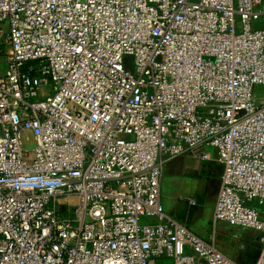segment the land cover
<instances>
[{"label": "built area", "instance_id": "2783aa9c", "mask_svg": "<svg viewBox=\"0 0 264 264\" xmlns=\"http://www.w3.org/2000/svg\"><path fill=\"white\" fill-rule=\"evenodd\" d=\"M261 4L0 0V264H240L161 202L165 160L203 147L214 221L264 264Z\"/></svg>", "mask_w": 264, "mask_h": 264}, {"label": "crops", "instance_id": "0c3cea01", "mask_svg": "<svg viewBox=\"0 0 264 264\" xmlns=\"http://www.w3.org/2000/svg\"><path fill=\"white\" fill-rule=\"evenodd\" d=\"M253 24L264 28V0ZM257 91L263 92L262 89ZM204 152H209V159L200 158ZM221 174L222 164L215 150L203 147L166 159L161 178V202L165 213L201 238L210 241L213 237L218 247L226 226L213 219Z\"/></svg>", "mask_w": 264, "mask_h": 264}, {"label": "rangeland", "instance_id": "374dc122", "mask_svg": "<svg viewBox=\"0 0 264 264\" xmlns=\"http://www.w3.org/2000/svg\"><path fill=\"white\" fill-rule=\"evenodd\" d=\"M3 31L6 26H2ZM126 64L131 65L130 59ZM22 143L29 146L33 143V133L24 132L21 136ZM224 238L219 241V249L240 264H253L260 251L259 236L255 231L239 227L224 226ZM235 235V236H234Z\"/></svg>", "mask_w": 264, "mask_h": 264}]
</instances>
